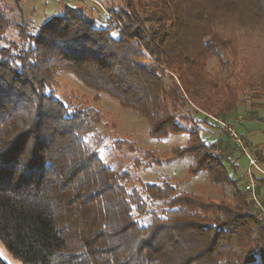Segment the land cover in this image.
<instances>
[{
  "label": "trees",
  "instance_id": "1",
  "mask_svg": "<svg viewBox=\"0 0 264 264\" xmlns=\"http://www.w3.org/2000/svg\"><path fill=\"white\" fill-rule=\"evenodd\" d=\"M105 11L112 26L95 28L64 9L31 32L11 22L0 0L1 245L20 264H264L263 204L249 199L246 173L231 178L226 168L238 146L225 131L232 149L214 148L193 119L236 109L233 94L228 108L212 110L239 79L223 61L226 76L207 84L206 57L222 64L218 23L262 30L264 0H107ZM63 72L137 112L152 137L190 123L173 160L190 157L187 176L203 173L230 199L109 169L84 140L96 112L55 96ZM158 160L146 151L133 166L147 170Z\"/></svg>",
  "mask_w": 264,
  "mask_h": 264
},
{
  "label": "rangeland",
  "instance_id": "2",
  "mask_svg": "<svg viewBox=\"0 0 264 264\" xmlns=\"http://www.w3.org/2000/svg\"><path fill=\"white\" fill-rule=\"evenodd\" d=\"M106 4L107 0H2L4 12L11 22L24 21L31 32H36L45 21L61 14L64 9L80 14L95 28L112 26L116 19L105 11ZM259 24L260 27L264 26L263 23ZM217 30L220 35L218 41L222 43L220 47L217 46V50L223 55L222 64L216 58L210 59V56H207L204 68L209 76L204 74L202 80L207 84L211 83L212 79L215 84L220 83L219 81L226 76L225 70H222L225 61L228 69L235 70V75H238L239 80L235 87L237 90L233 92L235 89H232L233 91L226 93L222 99L217 98L212 110L219 112L228 108L229 104L226 101H229L233 94L235 95L233 105L237 106L228 118L218 117L217 113L209 112L207 114L210 118L200 114L193 116V119L200 125L202 139L207 143L218 142V147L214 148L232 149L234 142L225 136L226 132L223 130L226 129L225 126H229L242 138L246 153L257 162V170L252 169L251 173L256 181L258 200L264 207V93H260L261 88L258 86V84L264 86V28L259 31L247 27L238 29L236 23L224 22L218 23ZM7 37L14 40L15 31L11 29ZM176 78L173 76L175 81ZM57 81L58 85L54 89L56 98L67 105L70 103L75 109L89 108L96 112L99 120L93 124V131L87 134L84 140L98 153L109 169L119 173L129 171L134 177L138 176L140 180L155 185L170 182L178 186L179 192L230 199L229 195L224 196L219 188L212 186L203 173L194 177L187 176L190 157L173 160L172 157L179 155L177 153L182 152L187 144L188 133L192 129L190 123L185 124L186 130L182 132H169L159 138L152 137L147 122L137 112L122 108L115 99L88 88L72 73H61ZM249 82L258 84L249 87L247 86ZM231 83L233 81L228 82ZM176 110L180 117H185L186 108ZM214 116L224 119L225 123L212 119ZM226 137L233 145L226 140L223 141ZM131 146L134 151H129ZM146 151L159 159V165L153 163L147 170L136 169L133 166L134 158H141ZM147 159L142 158L143 161L150 163L151 158ZM226 168L231 178L242 177L247 172L248 160L241 148L234 146ZM0 257L7 264H20L5 251L1 243Z\"/></svg>",
  "mask_w": 264,
  "mask_h": 264
},
{
  "label": "built area",
  "instance_id": "3",
  "mask_svg": "<svg viewBox=\"0 0 264 264\" xmlns=\"http://www.w3.org/2000/svg\"><path fill=\"white\" fill-rule=\"evenodd\" d=\"M226 129H224L225 131H227L229 133V136L231 138V140L234 142V144H236L239 148H241L248 160V170L246 172V179H245V190L248 193L249 199L252 200L254 202V205L257 207H260V204L258 202V199L256 197V181L253 178V175L251 173L252 169L257 170V162L255 159H252L245 151V148L243 146V143L241 141V139L238 137V135L236 134V132L231 129L229 126H225Z\"/></svg>",
  "mask_w": 264,
  "mask_h": 264
},
{
  "label": "snow or ice",
  "instance_id": "4",
  "mask_svg": "<svg viewBox=\"0 0 264 264\" xmlns=\"http://www.w3.org/2000/svg\"><path fill=\"white\" fill-rule=\"evenodd\" d=\"M113 35H115V33H113Z\"/></svg>",
  "mask_w": 264,
  "mask_h": 264
}]
</instances>
